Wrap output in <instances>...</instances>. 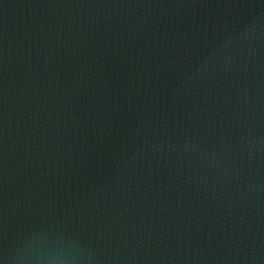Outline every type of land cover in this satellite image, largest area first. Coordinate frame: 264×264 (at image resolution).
Listing matches in <instances>:
<instances>
[{
    "label": "water",
    "instance_id": "obj_1",
    "mask_svg": "<svg viewBox=\"0 0 264 264\" xmlns=\"http://www.w3.org/2000/svg\"><path fill=\"white\" fill-rule=\"evenodd\" d=\"M264 264V0H0V254Z\"/></svg>",
    "mask_w": 264,
    "mask_h": 264
},
{
    "label": "clouds",
    "instance_id": "obj_2",
    "mask_svg": "<svg viewBox=\"0 0 264 264\" xmlns=\"http://www.w3.org/2000/svg\"><path fill=\"white\" fill-rule=\"evenodd\" d=\"M0 264H91V254L70 235L35 229L0 254Z\"/></svg>",
    "mask_w": 264,
    "mask_h": 264
}]
</instances>
